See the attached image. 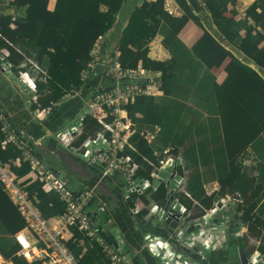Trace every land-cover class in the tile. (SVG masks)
<instances>
[{"label": "trees", "instance_id": "1", "mask_svg": "<svg viewBox=\"0 0 264 264\" xmlns=\"http://www.w3.org/2000/svg\"><path fill=\"white\" fill-rule=\"evenodd\" d=\"M174 1L182 11L180 16L168 14L163 8L164 0H141L134 5L113 50L122 68H135L141 64L159 71L160 90L165 97L156 103L154 96L142 95L126 105L128 117L133 122L150 127L158 124L160 131L153 141L147 142L139 134L143 126L138 125L129 137L134 150L126 147L123 152L130 154L139 164L137 174L148 177L152 166L143 157L156 163L158 157L153 155L154 149L168 145L173 147L174 153L181 149L182 161L185 160L186 166L190 167L186 189L191 197L196 198L202 207L209 208L225 193L238 192L243 197L245 208L239 210L236 207L233 220L249 224L247 227L251 234H257V229L264 233V219L254 211L257 202L264 196V0H254L245 9L244 16L238 19L233 17L235 13L231 11L236 0ZM124 2L55 0L53 9L49 10L48 0H11V11L5 12L0 8V50L5 48L8 51L7 59L12 63L13 72L17 74L28 68V59L45 72L43 75L31 72L36 76V92L41 106L54 103L55 107L65 100L66 94L74 93L85 84L80 79V72L90 60V50L95 40L114 26ZM198 2L205 10L206 23L213 25L215 35L203 27L194 13ZM227 12L230 13L229 17L225 15ZM12 13L15 15L13 21ZM188 20L203 29L196 43L203 47L201 51L194 50L197 45L193 52L181 47L177 38ZM12 22L13 27L10 26ZM241 31L244 34H240ZM157 34L163 36V45L170 53L168 60H154L147 55V44ZM223 41L242 58L232 54ZM194 56L198 58L196 64L190 62ZM226 57H229L225 66L226 78L221 84L213 83V88L208 89V81L213 79L209 69ZM22 63H26V66H21ZM42 76L45 79H41ZM183 93L215 96L214 110H209L207 98L201 99V107L212 113L200 115V120L196 114L185 115V122L180 128L178 112L192 108L174 99ZM135 113H140L141 118ZM83 122L84 132L75 144L100 128V124L90 116L84 117ZM194 135L198 140L193 142ZM186 140L189 144L181 146ZM28 144L34 154L41 158L38 145L29 141ZM244 157H251L249 164H242ZM0 159L18 178L24 177L30 170L28 161L22 159L20 149L11 142L0 143ZM186 166L184 169L187 173ZM177 170L182 173L180 167ZM203 174L217 177L219 189L213 194L218 197L205 195L199 181ZM22 182L30 197H36L35 205L43 216L53 217L64 210V203L58 194L53 190L45 191L39 180L24 179ZM247 190L253 192V199L245 198ZM149 191L138 196L147 202L145 195ZM5 194L0 184V221L11 231H16L24 226V220L16 208V213L8 210L7 203L9 206L12 203ZM135 196L137 194L133 193L132 197ZM148 196L160 205L165 204L166 186L159 184ZM180 199L189 208L192 206L190 199L182 196ZM202 213L199 209L196 216ZM67 245L78 257L79 264H106L100 247L76 228H72V238ZM258 248L264 252V242ZM16 250L17 247L3 252L9 256ZM12 258L14 264H29L14 254Z\"/></svg>", "mask_w": 264, "mask_h": 264}, {"label": "built area", "instance_id": "2", "mask_svg": "<svg viewBox=\"0 0 264 264\" xmlns=\"http://www.w3.org/2000/svg\"><path fill=\"white\" fill-rule=\"evenodd\" d=\"M10 1L0 0V8L11 11ZM163 8L174 16H179L181 11L174 0H164ZM240 15L244 16V11ZM14 18L15 15L12 13V21ZM10 26H14L13 22ZM107 34L108 32L95 40L89 53L90 60L80 72V79L86 83L90 75L98 73L102 79L109 80L110 84L106 88L92 92L82 106L83 111L80 112L79 120L58 129L54 137L62 148L100 170L97 183L104 177L119 175L123 184L122 192L126 198L133 193L141 195L149 190H155L163 183L167 189L165 204L150 202L142 217L153 224L167 223L171 230L166 235L151 230L145 231L143 246L160 264H201V260L205 258L202 251L197 252L199 259L189 257L182 252L184 247L193 243L195 236H188L185 233L187 218L193 219V217L190 214L191 209L180 199V196L190 199L192 204H196L203 211L201 215L194 217L195 225H200L201 219H213L218 210L227 209L229 203L243 210L245 208L243 197L238 192L225 193L214 202L213 206L202 207L185 188L183 171L181 173L177 170L178 167L181 170L184 168L182 157L179 152L174 153L173 147L170 146L154 151L153 155L158 157L156 163L143 157L152 166L148 177L137 174L139 164L130 154L123 152L126 147L134 150L129 137L136 128L128 117L125 107L139 96H155L161 93L160 72L141 64L135 68H122L117 54L108 52L104 48V38ZM163 51L161 37L157 34L147 44V55L151 59L163 61L166 57ZM8 54L5 48L0 50V65L6 73L16 77L26 94L25 104L31 117L40 122L52 111L54 103L41 106L36 92V76L31 72H39L42 75L45 72L28 59L30 66L16 74L12 70V63L7 59ZM21 66H26V63H22ZM41 79H45L44 76ZM79 90L66 94L64 99L78 94ZM86 116L95 119L100 124V128L92 134H87L83 140L75 144L84 132L83 120ZM0 131L2 133L0 143L3 145L11 142L16 145L22 153V159L28 161L30 166L29 172L24 177L18 178L10 171L8 164L0 159V184L24 220V226L13 234L17 244L15 255L29 264H79L78 257L67 245V241L72 238V228H76L100 247L106 264H131L129 257L122 251L119 241L114 238L113 232L106 231L104 223L89 210V205L94 200L96 184L74 190L66 172L62 169H54L50 164L43 162L42 158H38L28 144V140L6 120L1 108ZM159 131L160 126L154 124L149 128L141 129L139 134L147 142H151ZM251 157L242 158V164H249ZM24 179H37L42 183L45 191H55L64 203V210L53 217L43 216L35 205L36 197H30L24 188L22 182ZM204 189L206 193L213 194L219 189V185L217 182L206 183ZM96 207L99 213L106 211L103 202H98ZM222 218L225 216L222 215ZM172 223H176L175 226H172ZM242 231L243 228L240 226L237 234H241ZM205 245L209 247L207 242ZM0 264H13V262L4 259L0 254ZM245 264H264V252L253 251L247 255Z\"/></svg>", "mask_w": 264, "mask_h": 264}, {"label": "crops", "instance_id": "3", "mask_svg": "<svg viewBox=\"0 0 264 264\" xmlns=\"http://www.w3.org/2000/svg\"><path fill=\"white\" fill-rule=\"evenodd\" d=\"M140 1L141 0H125L124 6L118 13L114 26H112L104 38L103 45L108 52H113V50L116 49L119 33L127 23L128 14L133 6L138 5ZM253 1L254 0H236L235 10L238 15H236L235 18H241L239 14H241L242 11H245ZM54 4L55 0H48L47 8L52 10ZM4 11L6 12V10ZM194 11V13L200 18L203 27L213 34L215 29L212 24L209 25V23H206V13L200 2H198V5L194 8ZM181 14L182 11H180L179 16ZM225 15L229 17L230 13L227 12ZM202 34L203 29L192 20H188L178 32L177 38L182 44L181 47L184 46L187 50H192L193 52V48L197 45L196 43ZM240 34H243V32L241 31ZM158 35L161 37V43L163 45V36L161 34ZM223 43L232 54L236 57L242 58L241 55L226 41H223ZM196 48L197 49L194 50L198 52V50L201 51L203 47L199 44ZM163 52L166 53L164 60H168L170 58V53L165 47ZM196 56H194V58ZM197 59L198 58L196 57L194 61H197ZM228 61L229 57H226L218 66L214 65L209 70L213 79H209L208 89L213 88V83L221 84L224 81L226 78L225 66ZM250 65L254 67L252 64ZM109 84L110 81L102 79L98 73L90 75L86 83L80 88L78 94L67 97L65 100L58 103L46 118L39 122L31 117L30 111L25 104L26 94L22 91L16 77L13 74L9 75L6 73L0 65V108L11 126L19 131L29 142H35V145H38L43 162L48 163L50 161L49 164L52 168L62 169L66 172L70 185L74 190L91 187L96 184L94 188V200L90 203L89 210L99 218L100 222L104 223L106 231L113 232L114 238L119 241L122 251L129 257L131 264H160L154 256L145 250L143 246V234L145 231L151 230L166 235L170 232L171 228L167 223L153 224V222H149V220H145L142 217L147 211L149 203L153 201L148 196L151 190L148 195H145L147 202H144V200L138 195L135 196V198L132 197V194L127 198L125 197L122 192L123 184L119 175L104 177L97 183L100 178V170L94 165L87 164L76 154L62 148L54 137V134L58 129L67 124H73L79 120L82 106L92 92L106 88ZM184 94L185 93L174 99L181 101L188 107L191 106L192 108H184L178 112V115L180 116L178 125L180 128L183 126V122H185L183 121L185 115L196 114L199 118L201 114L198 113L197 109L201 107V99H216L215 96L209 94ZM154 98L157 103L165 97L162 96L161 92L158 95H155ZM135 115L138 118H141L140 113H135ZM134 125L135 127L138 125L141 127L143 126L142 129L150 127L149 125H141L138 122H134ZM195 140L198 139L194 135L193 142ZM187 144H189L188 140L183 142L181 146H186ZM162 149L158 150L156 148L154 150L160 151ZM179 152H182L181 149H179ZM183 165L186 166L185 160ZM200 168L203 170V167ZM186 170L187 173L184 168L182 170L185 176V188L186 181L188 182L190 174V167L186 166ZM217 180V177H210L203 174L199 181L202 183L205 195L210 196L216 193H206L204 186L206 183L210 182L218 183ZM191 187L194 188V185L191 184ZM252 193L251 190H247L245 198L249 200L253 199L254 196ZM214 196L218 197V195ZM6 197L8 198L7 195ZM194 199L198 201L196 198ZM8 201L9 203H12L9 198ZM98 202L105 203L106 211L104 213H99L97 211L96 206ZM7 208L10 212L16 213L13 203L12 206H9L7 203ZM235 208L234 205L229 203V207L227 209L220 208L213 219H201L202 223H200V225L194 224V217L193 219L187 218L188 221L186 222L185 233L188 236H195V238L192 244H189L182 249V252L189 257L199 259L197 252L199 250L202 251L205 258L201 260V264H241V260L245 253L249 255L255 250L259 251L258 246L264 242V233L257 229V234H251L247 227L249 224H242L234 221L233 217ZM190 209V214L195 215L196 217L200 208L196 204H192ZM254 211L258 213L260 218L264 219V196H262L257 202ZM222 215H224L225 218H222ZM12 216H15L14 213H12ZM240 226L243 228V231L241 234H237L240 230ZM10 229V227L2 224L0 221V254L7 260L13 259L12 257L15 253L12 252L9 256H5L3 251H9L11 248L14 249L17 247L13 235L17 230L11 231ZM79 242L82 243V241ZM206 242L209 247H206ZM241 244L243 247H241Z\"/></svg>", "mask_w": 264, "mask_h": 264}, {"label": "rangeland", "instance_id": "4", "mask_svg": "<svg viewBox=\"0 0 264 264\" xmlns=\"http://www.w3.org/2000/svg\"><path fill=\"white\" fill-rule=\"evenodd\" d=\"M235 6H236V4H235ZM235 6L231 9V11H234V13H235L233 17H235L236 15H238V14H237V11L235 10ZM238 13H239V12H238ZM239 15H240V14H239ZM240 16H241V15H240ZM237 17H238V16H237ZM242 17H243V16H241V18H242ZM236 19H238V18H236ZM242 32H243V34H244V31H242ZM194 60H195V59H192V60H190V62L196 64V61H194ZM197 60H198V59H197ZM192 65H193V64H192ZM218 65H219V64H218ZM218 65H215V66H218ZM212 67H213V66H212ZM212 67H211V68H212ZM211 68H210V69H211ZM210 69H209V70H210ZM206 100L209 101V102H208L209 110H210V109L214 110V107H215V105H214V101H213L214 99L208 98V99H206ZM195 110H196V108H195ZM197 110H198V113H200L201 115L203 114L204 116L208 115V113H212V112H207V111H206L204 108H202V107H199V109H197ZM82 111H83V109H82ZM82 111H81V112H82ZM211 117H213V116H211ZM94 205H95V204H94ZM223 225H224V223H223ZM223 225H222V226H223Z\"/></svg>", "mask_w": 264, "mask_h": 264}, {"label": "water", "instance_id": "5", "mask_svg": "<svg viewBox=\"0 0 264 264\" xmlns=\"http://www.w3.org/2000/svg\"><path fill=\"white\" fill-rule=\"evenodd\" d=\"M48 162V161H47ZM50 162V161H49ZM48 162V164H49ZM176 223H172V226H175ZM246 263V255L243 256V259L241 260V264H245Z\"/></svg>", "mask_w": 264, "mask_h": 264}]
</instances>
